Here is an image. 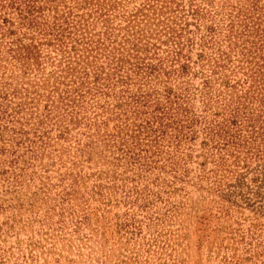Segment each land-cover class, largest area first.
Masks as SVG:
<instances>
[{"label": "rangeland", "instance_id": "374dc122", "mask_svg": "<svg viewBox=\"0 0 264 264\" xmlns=\"http://www.w3.org/2000/svg\"><path fill=\"white\" fill-rule=\"evenodd\" d=\"M57 1L60 9L64 5H75V0H54L52 3ZM164 1L169 3L167 10H156L154 14L150 10L148 21L143 20L144 17L140 21L137 17L136 21L130 22L124 15L133 13L146 0L112 2V7H106V25L108 30L115 29L104 42L108 49L119 47L117 42L128 38L129 41L124 43V55L132 51L129 47L133 43H137L139 58L130 57L131 66L124 63L121 68L124 74L131 75L130 88L136 91L141 86L156 97L169 87L174 91L172 93L179 95L188 110L187 115L197 116L198 120L185 128L187 137L182 138L173 156L178 162L175 170H171L174 168L168 162L171 159L167 160L171 154L163 152L166 144L158 155L142 161L127 156L117 161L113 157L117 151L98 142H93L97 145L90 150V158L84 161L86 155L78 157L75 144L68 140H57L37 158L24 154L17 162L10 163L12 159L5 157L7 163H0V264H264V162L247 159L248 164L253 162L243 175L244 185L239 184L232 174V170L238 168L232 165V158L226 154L221 158L213 144H202L204 122L200 123V118L203 114L214 116L212 113H218L214 119L225 116L221 109L224 91L216 83L208 92L212 93L211 100L207 99L208 93L203 96L202 92L206 90L202 88V68L192 62L191 69L182 76L166 72L167 65L156 77L140 75L141 70L133 66L150 61L158 67L156 59L159 55L165 56L163 50L167 45L148 36L150 33L154 36L167 23L176 28V23L183 26L182 40L186 43L183 51L192 60H196L201 48L208 56H217L218 46L227 41L224 36L226 23L223 24L221 14L216 13L221 8L233 7V13L240 9L239 17H243L242 12L250 7L251 0H195L204 12L202 17L195 18L189 12L186 17L182 13L181 4L188 7V0ZM83 11L86 9H79L78 13ZM95 18L92 14L87 20L91 24L98 23L96 30L99 31L103 23ZM185 19L188 24H184ZM158 20L162 23L157 26ZM216 21L219 25L215 34L211 38L208 35L209 43L204 44L202 31L210 22ZM159 37L164 40V36ZM187 37L193 39V43L187 41ZM139 38L142 40L138 41ZM1 40L0 80L7 83L11 80V71H18L7 68L10 67L7 44L3 41L7 37ZM110 40L115 42L111 44ZM147 41L155 43L156 48L144 51ZM107 49L101 52L105 54ZM234 58L232 55L235 66ZM47 61H37L40 70L35 71L38 72L36 76L52 70ZM98 63L106 66L102 54ZM225 66L226 69H215L216 76L227 74V79L234 84L244 77L231 61ZM203 71L206 75L211 73L207 66ZM101 97L103 95L96 91L86 93V113H91L93 102ZM0 109L5 110L2 113L5 119L10 107L7 108V100L2 97ZM4 124L7 125V118ZM114 124L115 121L109 122L111 129ZM78 132V128L73 129L71 134L84 141V134ZM225 157L228 159L223 162ZM3 158L0 157V162ZM79 158L82 162L74 164ZM244 162L247 163L241 160L240 164ZM20 167H25L24 171L20 172ZM5 169L17 175L28 172L32 176L27 174L20 182L11 184ZM70 172L83 175L78 185H67L72 180V175H68ZM100 182L106 185H94ZM65 191L74 195L69 203H61L60 197ZM70 206L76 210L73 217L69 214ZM77 214L87 215L89 219L74 231ZM122 221L128 226L120 228L117 223Z\"/></svg>", "mask_w": 264, "mask_h": 264}, {"label": "trees", "instance_id": "16d2710c", "mask_svg": "<svg viewBox=\"0 0 264 264\" xmlns=\"http://www.w3.org/2000/svg\"><path fill=\"white\" fill-rule=\"evenodd\" d=\"M53 1L0 0V43L1 39L7 37V40H3L7 44V63L10 65L7 68L18 71H11V80L7 83L0 80V97L7 100V108L10 107L6 116L7 125L4 124L6 118L2 114L5 110L0 109V157H4L0 163H7L5 157L12 159L10 163L17 162L18 157H23L24 154L37 158L44 155L57 140H68L75 144L78 157L86 155L84 161L90 158V150L97 145L93 142L113 147L117 151L113 155L117 161H122L123 156L142 161L158 155L166 144L163 152L171 154L167 160L171 159L168 161L172 164L171 168L176 167L178 162H175L173 156L182 138L187 137L185 128L196 122L197 116L187 115L188 110L182 105L179 95L172 93L174 91L169 87H165L163 93L155 92L159 95L156 97L141 89V86L136 91L129 87L131 75L124 74L121 68L124 63L131 66L130 57L139 58L137 43H133L129 47L132 51L124 55V43L129 41L128 38L117 42L119 47L108 49L104 42L105 39H110L111 32L115 29H107L106 7H112V2L116 0H75L74 6L64 5L61 9L58 1L56 4ZM188 1L186 8L181 4L185 17L187 12L194 18L202 17L203 8L195 0ZM250 2V7L242 12L243 17H239L242 10L236 9L233 13V7L221 8L216 13L221 14V22L226 23L224 36L227 41L218 46L217 56L210 57L201 48L196 60H192L183 51L186 44L182 40L185 31L183 26L176 23V28L167 23L159 30L153 29L152 31L158 30L154 36L151 33L148 36L167 45L163 50L166 52L165 56L159 55L156 59L158 67L150 61L143 65H133L141 70L140 75L156 77L166 65V72L182 76L191 69V62L198 64L204 77L202 88L206 91L202 92L203 96L218 83L225 93L221 108L225 111V116L220 115L216 119L214 117L218 113H212L214 116H201L199 122H204L202 144H213L218 154L222 155L221 158L225 154L231 157L232 165L238 167L232 170V174L243 185V175L253 162L248 164L247 159L264 162V154H261L264 151V1ZM168 4L164 0H146L141 7H136L133 13H127L124 17L129 22L136 21L137 17L140 21L143 17V20L148 21L150 10L153 14L156 10L161 12L162 9H168ZM79 9L86 11L78 13ZM92 14L103 23L99 31L96 30L98 23H88L87 17ZM161 23L158 20L156 25ZM184 24H188L186 19ZM199 25L200 22L196 25L197 29ZM217 25L218 21L213 24L210 22L205 31H202L204 44L209 43ZM157 34L164 36V40ZM131 35L134 37L135 33L132 32ZM141 40L142 38L138 39ZM187 41L193 43L190 37H187ZM110 42L113 44L115 40ZM149 42L151 41L144 44V51L156 48L155 43ZM102 49H107V52L103 54ZM101 54L106 59V66L98 63ZM232 55L237 62L235 66L231 60ZM46 59L53 67L52 70L43 71L36 76L38 72L35 71L40 70L37 61L44 62ZM228 61L244 75L236 84L227 79V74L216 76V68L226 69ZM205 66L211 71V76L203 71ZM92 91L99 92L103 97L93 102L91 113H86L84 98L86 93L90 94ZM211 94H207L208 100H211ZM110 121H115L114 129L110 128ZM77 128L84 134V141L71 134ZM88 147L90 149L86 150ZM20 150H23L21 154H16ZM82 160L79 158L74 164ZM241 160L247 163L240 164ZM24 168L20 167V172ZM5 172L11 184L20 182L27 174L32 176L28 172H23V175L6 169ZM68 175H72V180L67 185H78L83 176L71 172ZM94 185L106 184L100 182ZM97 193L100 194L98 191ZM71 196H74L72 192H63L61 203H69ZM61 208L65 209L63 206ZM69 208L72 209L69 214L73 217L76 210L73 206ZM77 216L74 231H77L84 220L89 219L87 215ZM117 225L123 228L128 223L122 221Z\"/></svg>", "mask_w": 264, "mask_h": 264}]
</instances>
